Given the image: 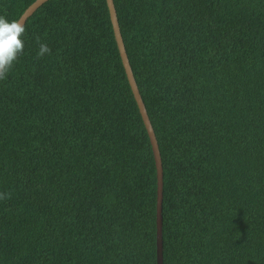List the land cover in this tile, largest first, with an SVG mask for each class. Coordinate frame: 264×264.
Returning a JSON list of instances; mask_svg holds the SVG:
<instances>
[{"label": "trees", "instance_id": "1", "mask_svg": "<svg viewBox=\"0 0 264 264\" xmlns=\"http://www.w3.org/2000/svg\"><path fill=\"white\" fill-rule=\"evenodd\" d=\"M112 1L160 153L162 264H264V0ZM24 26L0 80V264H155L154 161L105 0Z\"/></svg>", "mask_w": 264, "mask_h": 264}, {"label": "water", "instance_id": "2", "mask_svg": "<svg viewBox=\"0 0 264 264\" xmlns=\"http://www.w3.org/2000/svg\"><path fill=\"white\" fill-rule=\"evenodd\" d=\"M47 0H34L30 5L26 7L23 13L19 16L17 20L21 23H25L26 19L42 4ZM109 20L112 27L113 37L115 40V44L118 50V54L121 60V64L130 88V91L133 95L135 103L138 108V112L140 114L143 126L145 128L151 151L154 161L155 167V181H156V188H155V264H162V165L160 159V153L158 149V145L156 142V138L150 124L149 118L147 116L145 107L143 105L141 96L139 94L136 82L134 80L127 55L125 52L124 44L122 41V37L119 31V26L116 18V12L113 5L112 0H105Z\"/></svg>", "mask_w": 264, "mask_h": 264}, {"label": "clouds", "instance_id": "3", "mask_svg": "<svg viewBox=\"0 0 264 264\" xmlns=\"http://www.w3.org/2000/svg\"><path fill=\"white\" fill-rule=\"evenodd\" d=\"M25 26L19 20L8 19L0 15V80L6 78L14 62L23 51V33ZM50 49L44 42L38 41L36 55L44 56Z\"/></svg>", "mask_w": 264, "mask_h": 264}]
</instances>
